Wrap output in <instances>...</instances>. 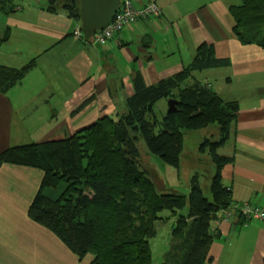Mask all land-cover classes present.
<instances>
[{
  "label": "crops",
  "instance_id": "0c3cea01",
  "mask_svg": "<svg viewBox=\"0 0 264 264\" xmlns=\"http://www.w3.org/2000/svg\"><path fill=\"white\" fill-rule=\"evenodd\" d=\"M13 2L14 12L0 11V36L6 34L0 65H34L0 93V152L68 137L100 117L118 116L133 92L134 71L153 84L190 64L205 42L230 63L195 71L194 77L239 106L230 136L218 149L233 159L221 169L222 181L231 187L232 200L264 206V48L242 44L233 34L230 6L237 0H131L135 9L155 2L159 12L125 26L105 44L75 36L80 20L47 11V0ZM164 105L167 109V100ZM207 127L188 132L182 152L188 149L186 139L202 138ZM205 155L193 159L200 162ZM42 177L34 167L0 165V264H89L90 255L80 260L29 217ZM212 229L215 237L203 264H264L262 221L234 216L217 220Z\"/></svg>",
  "mask_w": 264,
  "mask_h": 264
},
{
  "label": "trees",
  "instance_id": "16d2710c",
  "mask_svg": "<svg viewBox=\"0 0 264 264\" xmlns=\"http://www.w3.org/2000/svg\"><path fill=\"white\" fill-rule=\"evenodd\" d=\"M13 1L0 0V11L14 12ZM45 8L80 20L79 0H47ZM230 13L235 37L242 44L264 48V0H240L230 6ZM5 39L6 34L0 36V45ZM229 63L228 58L216 56L212 44L201 43L190 64L153 84L147 85L140 71H134L133 92L118 116L100 117L68 137L1 151L0 165L18 164L43 172L29 217L53 232L79 259L90 255L89 264H152L149 239L154 222L172 217L162 264H203L215 237L213 223L226 220L222 209L231 202L250 203L232 200L221 169L233 159L218 152L230 136L239 106L193 75ZM33 65H0V93L19 83ZM162 99L174 100L175 108L157 115L155 105ZM211 124L219 126L218 138L204 139L198 149L208 154L213 171L209 169L206 176L194 171L186 195L172 188L158 189L141 167L138 140L144 141L148 153L178 169L185 135ZM163 210L170 215L160 216Z\"/></svg>",
  "mask_w": 264,
  "mask_h": 264
},
{
  "label": "rangeland",
  "instance_id": "374dc122",
  "mask_svg": "<svg viewBox=\"0 0 264 264\" xmlns=\"http://www.w3.org/2000/svg\"><path fill=\"white\" fill-rule=\"evenodd\" d=\"M240 0H237V3ZM165 99L160 100L159 103L155 105V110L157 115L159 113H164L165 108L164 105ZM217 124L209 125L207 135L204 134L201 138L194 135L186 139V143L188 149L185 152H181L180 155V165L178 169L168 166L164 164L161 159L155 155H152L147 152L146 145L144 141L140 138L137 142L139 147L141 157L140 163L141 167L146 169L154 183L157 185L158 189L163 190L166 188H172L182 194H188V181L194 171L201 173V175H207V171L209 169V173H211L214 169L210 159L207 158V155L204 156L203 160L200 162L196 159V154L200 153L198 147H195V142H202L204 139H216L219 136V129ZM217 131V132H216ZM185 143V145H186ZM191 143V144H190ZM202 182H205L204 176H201ZM208 181V179H206ZM207 193V191H205ZM186 208L182 210L183 214L186 213ZM170 215L168 210H163L160 213L162 217H168ZM174 224V220L172 217H168L167 219H160L154 222V234L149 239V247L151 251V262L152 264H162L164 259V254L168 250V243L171 235L172 226ZM87 256V255H86ZM80 260H83L84 258ZM78 258V257H77Z\"/></svg>",
  "mask_w": 264,
  "mask_h": 264
},
{
  "label": "built area",
  "instance_id": "2783aa9c",
  "mask_svg": "<svg viewBox=\"0 0 264 264\" xmlns=\"http://www.w3.org/2000/svg\"><path fill=\"white\" fill-rule=\"evenodd\" d=\"M159 8L155 2H149L140 9H135L131 0H120L119 6L112 20L101 29H97L92 34V42L95 44H105L112 39L122 28L136 24L141 18L150 14H158ZM75 36L81 37L79 29L73 32ZM226 220L234 216H241L245 221L257 219L264 223V206H255L248 202H231L222 209Z\"/></svg>",
  "mask_w": 264,
  "mask_h": 264
},
{
  "label": "water",
  "instance_id": "95a60500",
  "mask_svg": "<svg viewBox=\"0 0 264 264\" xmlns=\"http://www.w3.org/2000/svg\"><path fill=\"white\" fill-rule=\"evenodd\" d=\"M120 0H79L80 31L83 37L92 42L95 30L103 28L113 18ZM175 101L167 100V112L173 111Z\"/></svg>",
  "mask_w": 264,
  "mask_h": 264
},
{
  "label": "clouds",
  "instance_id": "9594fccd",
  "mask_svg": "<svg viewBox=\"0 0 264 264\" xmlns=\"http://www.w3.org/2000/svg\"><path fill=\"white\" fill-rule=\"evenodd\" d=\"M79 30H80V29H79ZM81 34H82V33H81ZM82 36H83V35H82ZM82 36H81V37H82Z\"/></svg>",
  "mask_w": 264,
  "mask_h": 264
}]
</instances>
